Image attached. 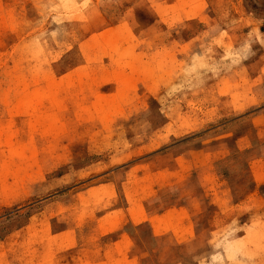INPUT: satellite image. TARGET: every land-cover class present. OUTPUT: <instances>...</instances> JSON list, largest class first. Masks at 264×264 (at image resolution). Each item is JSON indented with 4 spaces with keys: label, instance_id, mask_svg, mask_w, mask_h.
I'll use <instances>...</instances> for the list:
<instances>
[{
    "label": "rangeland",
    "instance_id": "374dc122",
    "mask_svg": "<svg viewBox=\"0 0 264 264\" xmlns=\"http://www.w3.org/2000/svg\"><path fill=\"white\" fill-rule=\"evenodd\" d=\"M260 177L264 0H0V264H264Z\"/></svg>",
    "mask_w": 264,
    "mask_h": 264
},
{
    "label": "bare ground",
    "instance_id": "6f19581e",
    "mask_svg": "<svg viewBox=\"0 0 264 264\" xmlns=\"http://www.w3.org/2000/svg\"><path fill=\"white\" fill-rule=\"evenodd\" d=\"M258 182H264V178L263 177H260ZM233 235V234H232ZM196 243V242H195ZM187 254V253H186ZM191 258V257H190Z\"/></svg>",
    "mask_w": 264,
    "mask_h": 264
}]
</instances>
